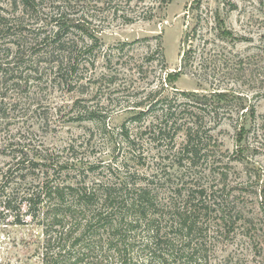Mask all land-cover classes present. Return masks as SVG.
I'll return each instance as SVG.
<instances>
[{
    "label": "trees",
    "instance_id": "1",
    "mask_svg": "<svg viewBox=\"0 0 264 264\" xmlns=\"http://www.w3.org/2000/svg\"><path fill=\"white\" fill-rule=\"evenodd\" d=\"M73 1L79 3L0 0L1 132L15 119L6 94L26 95L40 86L83 93L87 82L102 81L93 69L103 42L70 14ZM93 2L113 17L124 3ZM138 13L153 19L156 10ZM201 20L198 12L196 23ZM218 23L217 13L212 29L224 40L230 32ZM189 40L186 35L184 43ZM107 57L106 64L112 61ZM216 61L199 74L185 49L178 71L166 70L147 95L126 98L132 116L118 132L108 130L109 117L94 106L89 116H77L101 127L107 153L87 154V145L74 142L57 152L39 149L20 130L1 135L0 155L9 160L0 165V224L40 229L34 264H264V167L251 158L264 153V114L247 93L221 85V77L229 76L249 88L264 87V45L240 58L236 69L228 60L223 67ZM186 74L211 89L178 91L173 84ZM104 75L110 85L117 82L115 75ZM178 95L184 100L178 102ZM221 108L239 115L233 152L221 149L211 134L221 125ZM143 119L149 123L141 124ZM234 163L255 171L239 179Z\"/></svg>",
    "mask_w": 264,
    "mask_h": 264
},
{
    "label": "rangeland",
    "instance_id": "2",
    "mask_svg": "<svg viewBox=\"0 0 264 264\" xmlns=\"http://www.w3.org/2000/svg\"><path fill=\"white\" fill-rule=\"evenodd\" d=\"M93 1H73L75 5L70 14L81 20L86 33L96 34L103 42L93 69L95 76L102 81L94 84L87 82L82 88L83 93L53 92L40 86L42 89L30 88L26 95L6 94L10 116L15 119L9 129L0 131V138L5 132L16 134L20 130L21 135L39 149L48 148L57 152L65 144L74 142L87 145V154L107 153L109 145L98 136L101 127L98 129L95 123L77 119V116H89L95 107L109 117L108 130L118 132L120 125L132 116L124 103L126 98L133 99L139 93L140 96L147 95L160 85L161 77L164 80L166 70L178 71L185 49L191 56L190 65L195 72L202 74L211 71L216 59L218 66H225L228 60V64L233 63L236 69L235 63L240 58L257 53L264 45V0H201L199 3L194 0H129L125 3L126 0H123L121 12L124 11L125 15L119 12L116 17L109 15L101 4L95 6ZM151 7L156 10L153 19L138 15V12L149 11ZM198 12L202 14L199 25L196 23ZM217 13L219 23L216 27L230 32L224 40L216 39L218 30L212 29ZM127 16L135 20L126 22ZM186 35L190 37L188 44L184 43ZM89 38L85 36L86 40ZM107 55L112 61L106 64ZM104 74L115 75L117 82L110 85ZM227 77H221L222 88L247 93L258 114H264V87L253 85L254 88H249L241 79ZM173 85L178 91L186 92L211 89L210 83L199 81L191 74L182 75ZM259 92L261 95L257 97ZM37 93L39 95L34 97ZM178 98V102L184 100L181 95ZM218 110L221 125L211 134L218 139L221 149L233 152L239 130L234 119L239 115L234 108L231 117L226 108ZM210 115L213 116L212 113ZM208 120H211L210 117L205 120L207 125L213 126V121ZM141 121V124L149 123V119ZM129 129L137 131L136 126L129 125ZM251 158L264 167L263 152L253 153ZM8 160L4 154L0 155V165ZM233 165L236 167L234 174L239 179L241 176L245 178L244 173L249 175L255 171L251 165ZM40 232L38 227L0 224V264L38 263L39 260L32 254ZM221 252L224 254V250Z\"/></svg>",
    "mask_w": 264,
    "mask_h": 264
}]
</instances>
